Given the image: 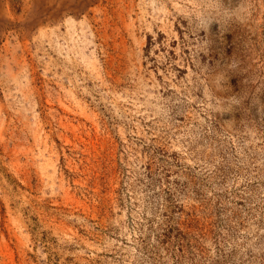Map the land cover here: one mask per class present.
Masks as SVG:
<instances>
[{"label":"rangeland","instance_id":"1","mask_svg":"<svg viewBox=\"0 0 264 264\" xmlns=\"http://www.w3.org/2000/svg\"><path fill=\"white\" fill-rule=\"evenodd\" d=\"M0 264H264V0H0Z\"/></svg>","mask_w":264,"mask_h":264}]
</instances>
